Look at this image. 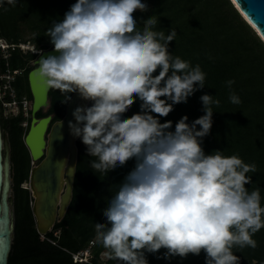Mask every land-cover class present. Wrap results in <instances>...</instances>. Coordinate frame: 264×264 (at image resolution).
Here are the masks:
<instances>
[{"label": "clouds", "instance_id": "9594fccd", "mask_svg": "<svg viewBox=\"0 0 264 264\" xmlns=\"http://www.w3.org/2000/svg\"><path fill=\"white\" fill-rule=\"evenodd\" d=\"M137 11H149L147 4L76 0L46 31L56 54L38 50L40 59L33 61V75L58 90L63 103L72 94L90 103L75 108L68 127L95 158L93 173L107 176L133 162L108 199L105 222L94 224L95 239L118 264H149L146 254L162 249L164 259L204 252L205 264H240L233 249H256L253 237L264 229L261 190L245 187L256 165L219 150L205 153L212 106L220 104L210 95L200 97L205 114L192 123L184 116L174 131L171 121L161 123L205 87L206 74L169 52L174 29L167 35L154 30L155 15L140 28ZM234 84L225 82L230 90ZM137 100L140 112L125 118ZM229 101L241 103L234 92Z\"/></svg>", "mask_w": 264, "mask_h": 264}, {"label": "trees", "instance_id": "16d2710c", "mask_svg": "<svg viewBox=\"0 0 264 264\" xmlns=\"http://www.w3.org/2000/svg\"><path fill=\"white\" fill-rule=\"evenodd\" d=\"M76 0H17L15 6H0V39L7 43H26L36 51L53 47L46 36L52 24L62 20L64 14ZM149 11H137L134 16L142 28L143 20L155 15L159 23L154 30L171 29L177 32L169 44V52L189 61L194 67L200 65L206 74L205 87L194 93L186 104L174 106V111L161 123H175L187 116L192 123L204 115L202 95H210L220 100L219 106H212L213 125L210 134L203 139L202 147L206 154L222 151L225 156L238 155L245 163L255 164L257 171L249 173L252 183L245 185L251 191L261 190L264 206V44L240 17L229 0H142ZM26 33L31 34L29 39ZM7 60L0 57V74L23 70L12 83L17 99L26 97L32 101L28 85V73L35 65H30L37 54L29 51H10ZM158 74V73H157ZM234 80L231 90L225 82ZM198 88L199 86L196 85ZM230 92L240 97L241 103L229 101ZM50 107L46 113L39 111L36 118L53 115L51 123L60 120L67 103L58 90L49 91ZM90 106V103L89 105ZM140 112L137 100L125 114V118ZM30 115V111H29ZM22 116L5 119L0 113V127L6 133L9 145V162L12 172V207L14 230L7 264H75L71 256L63 251H76L93 242L94 262L106 250L96 241L94 224L104 223L103 210L108 199L117 191L118 184L133 167L129 162L125 168L104 175L93 173L87 149L80 139L76 141L77 163L73 182L72 198L68 209L52 232L45 235L56 245L41 240L35 228L31 211L32 198L27 188L31 168V158L24 145L28 127L24 129ZM28 125L30 118L27 120ZM58 231L55 236L53 233ZM257 248H234V255L240 264H264V229L253 237ZM165 250L156 254H146L149 264H205V253L199 256L189 254L187 258L164 259ZM108 257V256H107ZM160 257V258H158ZM106 264H118L108 257Z\"/></svg>", "mask_w": 264, "mask_h": 264}, {"label": "water", "instance_id": "95a60500", "mask_svg": "<svg viewBox=\"0 0 264 264\" xmlns=\"http://www.w3.org/2000/svg\"><path fill=\"white\" fill-rule=\"evenodd\" d=\"M229 1L264 44V0ZM41 52L44 56L56 54L53 47ZM39 59L40 54H37L35 60ZM34 69L28 73L32 97L31 121L24 145L31 161L38 162L30 168L28 190L32 198L31 211L36 231L39 235H45L52 231L55 223L63 219L72 198L78 138L70 134L68 124L70 121L75 122L72 115L75 108L88 106L89 102L83 101L77 94H72L71 101L67 103L64 116L60 120L51 123L53 115L36 118L39 111L46 113L50 107L48 95L50 89L33 75ZM3 135L4 141L0 129V264H7L14 224L11 212L12 195L10 194L8 198L11 189L9 152L5 134Z\"/></svg>", "mask_w": 264, "mask_h": 264}, {"label": "built area", "instance_id": "2783aa9c", "mask_svg": "<svg viewBox=\"0 0 264 264\" xmlns=\"http://www.w3.org/2000/svg\"><path fill=\"white\" fill-rule=\"evenodd\" d=\"M14 50H19L23 54L27 51L33 54H38L35 53L36 50L28 42L14 44L7 43L0 39V52L3 54L1 56L2 59L7 60L10 55V51ZM22 72L23 70L10 71L9 69H6V71L0 74V106L2 114L5 118L22 116L25 119V121L22 123V127L26 129L28 125L27 120L31 103L26 97L17 99L16 92L12 87V83L14 82L15 78L21 75ZM53 234L56 236L58 233L54 232ZM45 235H40V239L46 240L52 245H56L55 242L46 238ZM63 251L71 256L72 262L75 264H106L108 259L107 255L102 253L99 255L97 263L93 261V242H90L85 248H81L73 252L66 249H63ZM103 255H105V257Z\"/></svg>", "mask_w": 264, "mask_h": 264}, {"label": "rangeland", "instance_id": "374dc122", "mask_svg": "<svg viewBox=\"0 0 264 264\" xmlns=\"http://www.w3.org/2000/svg\"><path fill=\"white\" fill-rule=\"evenodd\" d=\"M31 37V34H29V33H26V35H25V38L26 39H29ZM3 54L0 52V57L2 56ZM33 61H31L30 62V65H33ZM30 107H31V104H30ZM44 111H46V109L44 110ZM43 112V111H42ZM43 113H45V112H43ZM2 116H3V114H2ZM4 117V116H3ZM5 118V117H4ZM7 118H10V117H7ZM7 118H5V119H7ZM30 118V115L28 116V119ZM5 137H6V142H7V146H8V152H9V145H8V141H7V135H6V133H5ZM36 163L35 162H33L32 163V161H31V166L32 165H35ZM9 180H10V185H11V187H12V172H11V169H10V176H9ZM22 187L23 188H27L28 187V183H25V184H23L22 185ZM10 194L12 195V197H13V194H12V189H10V191L8 192V198L10 197ZM12 199V198H11ZM11 212H12V221H13V224H14V215H13V207H12V201H11ZM56 233H58V231H55ZM12 238H13V236H12ZM104 257H105V255H103Z\"/></svg>", "mask_w": 264, "mask_h": 264}, {"label": "flooded vegetation", "instance_id": "af4514ba", "mask_svg": "<svg viewBox=\"0 0 264 264\" xmlns=\"http://www.w3.org/2000/svg\"><path fill=\"white\" fill-rule=\"evenodd\" d=\"M22 74V73H21ZM20 76V75H19ZM30 103H31V101H30ZM42 112V111H41ZM0 113L2 114V110H1V106H0ZM43 113V112H42ZM30 121H31V119H30ZM30 121H29V125H30ZM29 125H27V127L29 128ZM0 129H1V127H0ZM1 133H2V139H3V141H4V135H3V132H2V130H1ZM5 143V142H4ZM38 163V162H37ZM36 163V164H37Z\"/></svg>", "mask_w": 264, "mask_h": 264}, {"label": "bare ground", "instance_id": "6f19581e", "mask_svg": "<svg viewBox=\"0 0 264 264\" xmlns=\"http://www.w3.org/2000/svg\"><path fill=\"white\" fill-rule=\"evenodd\" d=\"M236 6V5H235ZM237 7V6H236ZM238 9V8H237ZM246 19V18H245ZM247 20V19H246Z\"/></svg>", "mask_w": 264, "mask_h": 264}]
</instances>
